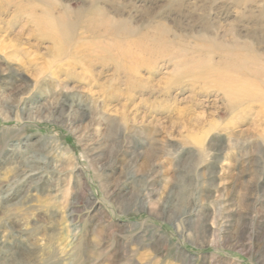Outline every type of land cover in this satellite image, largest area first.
Here are the masks:
<instances>
[{
  "label": "rangeland",
  "instance_id": "374dc122",
  "mask_svg": "<svg viewBox=\"0 0 264 264\" xmlns=\"http://www.w3.org/2000/svg\"><path fill=\"white\" fill-rule=\"evenodd\" d=\"M0 264H264V0H0Z\"/></svg>",
  "mask_w": 264,
  "mask_h": 264
},
{
  "label": "bare ground",
  "instance_id": "6f19581e",
  "mask_svg": "<svg viewBox=\"0 0 264 264\" xmlns=\"http://www.w3.org/2000/svg\"><path fill=\"white\" fill-rule=\"evenodd\" d=\"M20 35H21V33H20ZM54 35H56V34H54ZM257 90V89H256ZM27 180V179H26ZM29 180V179H28Z\"/></svg>",
  "mask_w": 264,
  "mask_h": 264
}]
</instances>
